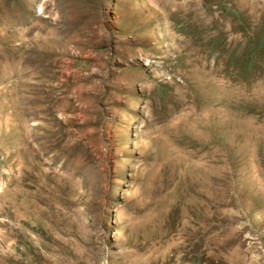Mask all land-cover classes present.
I'll return each instance as SVG.
<instances>
[{
    "label": "rangeland",
    "instance_id": "1",
    "mask_svg": "<svg viewBox=\"0 0 264 264\" xmlns=\"http://www.w3.org/2000/svg\"><path fill=\"white\" fill-rule=\"evenodd\" d=\"M11 8L0 55L58 47L0 72V101L58 97V72L88 88L57 118L69 161L12 162L0 134V264H264V0H0Z\"/></svg>",
    "mask_w": 264,
    "mask_h": 264
},
{
    "label": "bare ground",
    "instance_id": "2",
    "mask_svg": "<svg viewBox=\"0 0 264 264\" xmlns=\"http://www.w3.org/2000/svg\"><path fill=\"white\" fill-rule=\"evenodd\" d=\"M15 11L13 8L6 9L3 12V16H0V21L6 25L13 23L15 20L13 12ZM48 31L51 33V35L57 33V31L54 29H50ZM12 39L13 38L8 36L3 37L5 44L3 42L2 45L5 46L8 44V46H10ZM53 41H47L45 39L44 41H35L32 45H21L17 49L9 51L5 47V50L2 51V54L0 55V72H4L2 78H5L8 72H16L19 74L23 73L25 71V65L31 64L35 61L34 59H28L25 56V52L30 49L34 53H42V59L49 58L50 55H52L51 51L54 49L57 50L58 47L57 42L55 43ZM57 78V88L59 95L53 99L48 100L41 97L14 98L12 97L13 95H11V93H9L10 95L8 98H3V100L1 99L0 134L9 135L13 147H10V157L13 160L12 162H17L20 164L21 159L26 163L29 161L28 163H30L32 168L36 170L40 167L43 156L46 154V150H51L53 152V159L56 162L62 159L65 160V162L70 160L72 149L71 145L66 140V133L64 132V126H66L64 124L65 121H60L61 119L58 120L57 118L58 115L63 116L68 112H73L76 110L74 99H77L78 97L84 98L86 95V90L88 88L87 79L77 73L73 77V83L69 85L66 80H60L62 78L61 72H58ZM75 95L77 97H75ZM40 113H44L47 116L46 118H49V123L46 127L43 124L38 123L30 124V121ZM44 114H42V116ZM42 129H47L46 131L49 134L45 139L42 134L38 133V131ZM16 144L18 145L17 148ZM28 175L29 174L26 172V174H24L23 180H26L29 177ZM49 250L52 252L54 251L50 246Z\"/></svg>",
    "mask_w": 264,
    "mask_h": 264
}]
</instances>
